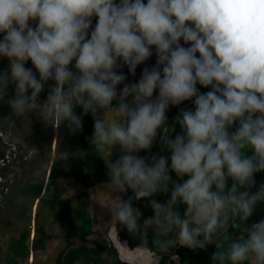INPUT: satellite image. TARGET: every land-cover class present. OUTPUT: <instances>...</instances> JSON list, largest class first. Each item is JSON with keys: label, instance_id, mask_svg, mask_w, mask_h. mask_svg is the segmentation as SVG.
Returning <instances> with one entry per match:
<instances>
[{"label": "clouds", "instance_id": "9594fccd", "mask_svg": "<svg viewBox=\"0 0 264 264\" xmlns=\"http://www.w3.org/2000/svg\"><path fill=\"white\" fill-rule=\"evenodd\" d=\"M153 55L155 64L127 82L122 69L135 76ZM2 58L0 104L10 116L0 121L12 128L36 113L76 133L91 114V150L117 194L111 223L138 248L151 229L153 264L176 245L212 244V264H264V219L247 224L264 206L255 180L264 172V0H0ZM186 101L194 107L169 125L168 109ZM158 134L170 155H140ZM141 200L154 213L143 220L133 205Z\"/></svg>", "mask_w": 264, "mask_h": 264}, {"label": "trees", "instance_id": "16d2710c", "mask_svg": "<svg viewBox=\"0 0 264 264\" xmlns=\"http://www.w3.org/2000/svg\"><path fill=\"white\" fill-rule=\"evenodd\" d=\"M93 24H95V22ZM151 59L155 63L156 59L154 57H152ZM8 63L9 62L7 58L0 59V71L5 70L7 68ZM30 65L31 64L28 63L27 66L31 67ZM208 90L209 89L203 88L201 91L206 92ZM9 95H14V89H12V92L9 91ZM193 107L194 106H191L190 108ZM76 112L78 115H80L82 114V109L77 108ZM9 116V106L7 104H0V119L7 118ZM173 116H177L176 106H171L167 111V117L172 118ZM57 122L59 125L57 126L58 129L56 130V133L53 134L52 130H49L48 136V139H50V141L54 135L57 140L55 149L56 152L53 156V160H50L49 158L46 160L45 169L49 167V163L52 161L48 182L45 184V178H43L38 182L25 184L21 189V196L26 200L29 210L35 204V201H37L38 203L37 211L34 217L35 237L33 238L32 243L29 244V226H27L22 230L21 234L17 239H15L14 237L11 238L8 243V249L10 251L11 260H8V262L9 264H18L20 260L25 259L29 255L30 251L36 252L37 250L41 249L44 244H46L52 239V236L48 234L45 228L46 215L43 213V209L47 208L51 211H55L56 215L54 216V218L59 228L61 229V237L64 239L65 242V245L63 246L58 257L56 258L57 264H107V260L103 258L106 255V251H109L113 254H117L116 251L112 247H107V245H103L98 241L95 242L93 240L88 239V237H90L94 233V231L92 230L91 218L87 210L88 196L86 194V191L96 187L97 185L107 183L109 179L108 170L106 168L104 159L95 156L94 151L92 152L91 150L90 138L94 131L93 118L91 114L84 116L83 128L82 130L76 133H73L68 128L67 122L63 124H61L60 121ZM5 124H8L7 121H0V130L9 133L6 136L7 140H11L12 138H18L19 135L17 136L15 134L16 132L19 133V131H16L17 125L13 128H9L11 130L9 131L8 128L5 127ZM42 129H44V126ZM180 131L181 129L177 124L173 136L175 134H178ZM33 136H37V132H35V135L33 134ZM74 137L77 138V141H74L77 145V148L72 145L70 150H75V154L66 151L67 145L71 143L70 141ZM0 145H3V142H1V140ZM45 151L51 152L50 150H47V148H45V150L41 151V153ZM62 151L68 153L69 155L66 160L58 161L59 154ZM157 153L164 156L170 155L166 150H162L160 140L157 142L156 148L152 146V148L147 152V157L150 158L152 154ZM15 162L16 159L13 160V163ZM26 163L28 162L24 158L22 165ZM3 172L4 169L0 170V176H4ZM174 174L175 173L171 174L173 180L178 183L182 182ZM65 178L71 180L73 184L79 185L80 188L83 189L82 194L77 197L78 200L81 199V202L83 203L79 206L80 215L78 225L75 224L74 219L72 217V200L70 198L61 197L59 193V181ZM255 180L257 188L260 184H264V172L255 174ZM255 190L256 189L254 188L253 191ZM2 192L3 188L0 186V194H2ZM131 195V190H129L128 193L123 194V199L126 200ZM153 198L157 199L158 201L164 202L168 198V196L166 194H157ZM133 205L134 207H137L142 211V220L146 217L154 215L153 210L148 206L147 200L134 201ZM261 207H258L257 210L253 213V215L249 218V221L247 222L248 225L260 219H263L264 211L261 210ZM145 208H149V210L147 212H144L143 210ZM21 209L19 210L22 213H25L26 210ZM180 210L182 213L184 211V206H180ZM115 230L120 240L126 241L131 248H135L141 245V241L136 236L130 234L126 228L117 224ZM232 231L234 232V234L238 235L242 231V228L234 227ZM112 237L115 240L114 236ZM153 238L154 233L152 230H149L147 236L149 245L145 246V248L149 249V251L151 252L155 251L154 246H152ZM199 250L200 249L192 250L184 246H174L172 249H170L169 253L159 254L162 256V261L160 264H165L166 262L168 263L169 257L172 254L177 255L179 264H212L211 257L214 251L211 252L210 255H204ZM118 264L123 263L118 262Z\"/></svg>", "mask_w": 264, "mask_h": 264}, {"label": "rangeland", "instance_id": "374dc122", "mask_svg": "<svg viewBox=\"0 0 264 264\" xmlns=\"http://www.w3.org/2000/svg\"><path fill=\"white\" fill-rule=\"evenodd\" d=\"M94 22L95 19H93V23ZM94 25L95 24H93V26ZM153 57L156 59L155 55H153ZM28 63L31 64L30 61ZM154 64L155 63L152 61V59H150L146 62V64L138 66L135 76L128 73V70L125 67L123 71L128 76L127 82L132 83L138 81L143 69L145 67H151ZM52 83L53 82L50 81L49 84L45 86L44 91L40 95L41 102L46 99L48 89ZM120 87H122V85ZM202 89L203 88L200 90ZM9 91L12 92V89ZM187 102L188 101L184 102L183 105L176 106L177 115L181 109H188L193 106L190 101L188 103ZM110 118L111 113H109V119ZM174 120V116L172 118L168 117V124L171 125ZM16 125V131H19V133L16 132L15 134L17 136L19 135L18 138L7 140L6 136L9 133L0 130V140L3 142V145H0V170L4 169V176H0V186L3 188V192L0 194V264H9L8 260H11L10 251L8 249V243L11 238L14 237L17 239L22 230L27 226H29L28 243L31 244L32 239L35 237L34 217L37 211L38 203L35 201V204L29 210L26 200L21 196V189L25 184L35 183L42 180L43 178H45V184L48 182L52 161L49 163V167L45 169L46 160L48 158L53 160V156L56 152L55 149L57 141L55 135L52 137L51 141L48 139L49 130H52L53 134H55L59 124L57 121L53 120L43 121L39 116H37L36 113H32L18 117V119H16ZM43 126L44 129H42ZM5 127L11 131L8 124H5ZM35 132H37V136H33V134L35 135ZM159 137L160 134H158L153 144L155 148L157 146V142L160 140ZM74 141H77L76 137L72 138L70 141L71 143L67 145V152H71L73 154L76 153L75 150H70L72 145L77 148V145ZM44 147L51 152L45 151L41 153V151L45 150ZM147 152L148 151H143L140 153V155L147 157ZM118 155V148L114 149L112 159L117 158ZM14 158L16 159L15 163H13V160H15ZM24 158L28 163L22 165ZM58 187L61 197L70 198L72 200V217L75 224L78 225L80 215L79 206L83 203L81 202V199L78 200L77 197L82 194L83 189L80 188L79 185L73 184L71 180L66 178L59 181ZM86 194L88 196L87 210L90 214L92 224L91 226L92 230L94 231V233L88 237V239L95 242L98 241L103 245H107L108 247L114 248L115 246L119 250L120 246L118 240L112 239L113 237L109 238L111 233L112 236L115 237L114 231H116V225L111 223V213L108 209V201L111 195L115 197L117 194L111 193V188L107 183L97 185L96 187L87 190ZM121 195L123 197V194ZM21 208L26 210L25 213H22L19 210ZM148 210L149 208H145L143 211L147 212ZM43 213L46 215L45 228L48 234L52 236V239L44 244V246L36 252L30 251L29 255L25 259L20 260L18 264H57L56 258L65 245V242L61 237V229L54 218L56 215L55 211H51L46 208L43 209ZM176 246L179 247L180 245ZM121 248H124V246ZM106 253L107 264L118 263L116 260L117 258H120L119 253L118 256H115V254L112 255V253L109 251H106ZM177 261L178 260L176 259L173 264H177Z\"/></svg>", "mask_w": 264, "mask_h": 264}, {"label": "crops", "instance_id": "0c3cea01", "mask_svg": "<svg viewBox=\"0 0 264 264\" xmlns=\"http://www.w3.org/2000/svg\"><path fill=\"white\" fill-rule=\"evenodd\" d=\"M263 219H264V217H263ZM114 235H115L114 238L116 240H118L119 246H120L119 250L115 246H114L115 249L113 248L117 253V254H115V256H118V253H119L120 258L119 259L117 258V260H116L117 262H121L123 264H153L152 257H153L154 252L149 251V249H147L145 247L144 248H138V247L130 248L126 241L120 240L116 231H114ZM109 238H112V233L109 235ZM122 246H124V248H121ZM199 251L204 255H210L211 252L216 251V248H215V245L212 244V245L207 246V248L205 250L200 249ZM112 255H113V253H112ZM106 256H107V253H106L105 257H103V258L106 259ZM159 256H160V260H159V264H160L162 261V256L161 255H159ZM173 257H175V259H173ZM176 259L178 260L177 255L172 254L169 257L168 263L166 262L165 264H173ZM116 264H118V263H116ZM177 264H179L178 261H177Z\"/></svg>", "mask_w": 264, "mask_h": 264}]
</instances>
